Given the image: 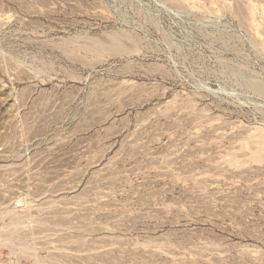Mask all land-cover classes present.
<instances>
[{
	"label": "rangeland",
	"instance_id": "374dc122",
	"mask_svg": "<svg viewBox=\"0 0 264 264\" xmlns=\"http://www.w3.org/2000/svg\"><path fill=\"white\" fill-rule=\"evenodd\" d=\"M0 264H264V0H0Z\"/></svg>",
	"mask_w": 264,
	"mask_h": 264
},
{
	"label": "bare ground",
	"instance_id": "6f19581e",
	"mask_svg": "<svg viewBox=\"0 0 264 264\" xmlns=\"http://www.w3.org/2000/svg\"><path fill=\"white\" fill-rule=\"evenodd\" d=\"M85 34V33H84ZM91 34V33H90ZM87 35H89L88 34V32H87V34H86V36ZM89 36H91V35H89ZM99 36V35H98ZM107 36V35H106ZM110 36V35H109ZM74 37V36H73ZM73 37H71V38H73ZM88 37V36H87ZM99 37H101V38H104V37H102L101 35L99 36ZM76 38H77V36H76ZM75 37H74V39H76ZM92 38H94L93 36H92ZM73 39V40H74ZM81 39V38H80ZM79 39V40H80ZM85 39H87V38H85ZM107 39V40H106ZM115 38H113V36H110V37H106V38H104V39H96V40H94L93 42H91L92 40H90L89 42H86V43H84V44H80L81 46L80 47H78V49H76L75 50V52H77V50H78V53L79 52H81V53H83L82 55H83V57L85 56L84 54H99V53H102V52H106L107 51V48L108 47H111V44L115 41L114 40ZM70 39H68L67 41H69ZM79 40H76V41H79ZM64 41H65V39H64ZM75 41V42H76ZM88 41V40H87ZM77 43V42H76ZM79 43V42H78ZM65 44H67L66 42H65ZM68 44H69V42H68ZM74 44V43H73ZM72 44V45H73ZM61 45H63V43L61 44ZM71 45V44H70ZM63 46H65V45H63ZM67 46V45H66ZM59 47H60V45H59ZM74 47V46H73ZM73 47H71L72 49H73ZM62 48V47H61ZM61 48H58L59 50L61 49ZM70 47H68V49H65V50H67L66 52H68V53H71L72 52V49H71ZM77 48V47H76ZM58 50V51H59ZM64 49H62V51H63ZM61 51V50H60ZM59 51V52H60ZM63 53V52H62ZM61 53V54H62ZM76 54V53H75ZM63 56H64V54H62ZM77 56V55H76ZM80 56H81V54H80ZM91 56V55H90ZM66 57V56H65ZM87 57V56H86ZM93 57V56H92ZM67 58V57H66ZM83 59V58H82ZM86 59V58H85ZM67 60L71 63V65H76V64H78V60H79V58H78V56L77 57H68L67 58ZM65 61V60H64ZM67 62V61H66ZM82 62V61H81ZM80 63V62H79ZM83 65H84V63H82ZM79 65V64H78ZM81 65V64H80ZM81 67V66H80ZM79 67V68H80ZM130 71H131V69H130ZM129 71V72H130ZM133 72V71H132ZM146 72V71H145ZM134 73V72H133ZM129 74V73H128ZM81 76V75H80ZM79 79V78H78ZM140 86V85H139ZM129 88H130V86H129ZM132 88H134V87H132ZM135 90V89H134ZM133 90V91H134ZM136 91V90H135ZM123 93V92H122ZM127 93V92H126ZM117 95V94H116ZM124 95V94H123ZM125 95H128V94H125ZM124 95V96H125ZM120 98V97H119ZM149 98V97H148ZM124 99V97L122 98V100ZM147 99V98H146ZM136 102V101H135ZM140 102V101H139ZM141 103H142V101H141ZM144 103V102H143ZM122 104V103H121ZM134 104V103H133ZM123 105V104H122ZM131 106V105H130ZM121 107V106H120ZM121 111V109H118V113ZM184 217V216H183ZM190 220V219H189ZM192 220V219H191ZM194 220V219H193ZM187 221V220H186ZM199 221V220H198ZM176 222H179L178 220L176 221ZM205 222V221H204ZM186 223H188V222H186ZM190 223V222H189ZM194 223H195V220H194ZM206 223V222H205ZM174 224V223H173ZM180 224H182V223H180ZM185 224V223H184ZM183 224V225H184ZM177 226V225H176ZM186 226H188V225H186ZM184 227V226H183ZM192 231V230H191ZM188 232H190V231H188ZM193 232V231H192ZM184 233V232H183ZM192 234V233H191ZM195 234V233H194ZM186 235V234H185ZM195 236V235H194Z\"/></svg>",
	"mask_w": 264,
	"mask_h": 264
}]
</instances>
